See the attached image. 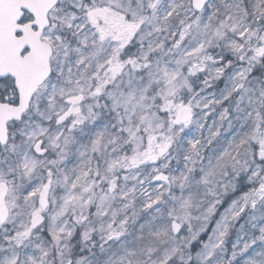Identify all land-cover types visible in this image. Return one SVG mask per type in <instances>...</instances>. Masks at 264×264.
Returning a JSON list of instances; mask_svg holds the SVG:
<instances>
[{
    "label": "snow or ice",
    "instance_id": "obj_1",
    "mask_svg": "<svg viewBox=\"0 0 264 264\" xmlns=\"http://www.w3.org/2000/svg\"><path fill=\"white\" fill-rule=\"evenodd\" d=\"M0 264H264V0H0Z\"/></svg>",
    "mask_w": 264,
    "mask_h": 264
}]
</instances>
